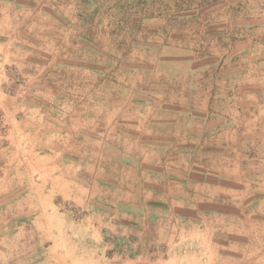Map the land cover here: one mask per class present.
Masks as SVG:
<instances>
[{
  "label": "crops",
  "instance_id": "0c3cea01",
  "mask_svg": "<svg viewBox=\"0 0 264 264\" xmlns=\"http://www.w3.org/2000/svg\"><path fill=\"white\" fill-rule=\"evenodd\" d=\"M66 1L0 0V213L57 218L83 255L71 264H228L237 245L261 261L264 62L237 56L264 44V14L208 30L221 58L180 46L144 66L93 39L90 3Z\"/></svg>",
  "mask_w": 264,
  "mask_h": 264
},
{
  "label": "rangeland",
  "instance_id": "374dc122",
  "mask_svg": "<svg viewBox=\"0 0 264 264\" xmlns=\"http://www.w3.org/2000/svg\"><path fill=\"white\" fill-rule=\"evenodd\" d=\"M48 1L58 3L60 12L68 6L66 0ZM82 1L75 0V3L79 5ZM85 1L93 8L90 23L95 34L100 24L95 22L94 18L103 15V37L97 36L93 39L101 42L103 48L113 51L115 47L118 48L117 52L110 55L136 60L144 66H152V62H157L164 54L181 55L175 50L180 46L187 47L188 52L182 54L190 57L200 58L214 52V55L221 58L225 55L227 40L221 36L207 37L208 30L212 26L222 28L226 24L225 18L231 13H235L238 24L244 22L245 16L254 21L264 14V6L248 5L244 3L245 0H229L230 4H220L213 10L202 4L203 0ZM211 22L215 24L212 25ZM235 40L238 46L243 38L237 36ZM253 45L255 47L253 46L250 54L242 55L240 58L237 56V62L243 61L244 57L246 61L250 59L252 63L264 62V44L257 40L253 41ZM149 46L155 47L148 49ZM164 46H170L172 50L166 52ZM257 88L263 93L264 99V85ZM60 212L67 218L77 216L66 205L60 206ZM34 216L35 214H21L15 211L0 213V264H71L75 253L83 256L77 252L80 246L69 242L66 234L61 235L62 231L67 233L71 230L59 229L61 222L57 218L49 216L47 223L45 218L44 225L48 226L42 228L36 227L41 223L35 222ZM237 246L235 254L237 259L230 261V264H264V255L261 261L250 260V253H244V247ZM129 251L123 248L118 251V255L129 256L131 255ZM82 252L81 248L79 253ZM96 253L99 258L95 256V259L103 258V247ZM101 263L103 264V261Z\"/></svg>",
  "mask_w": 264,
  "mask_h": 264
}]
</instances>
